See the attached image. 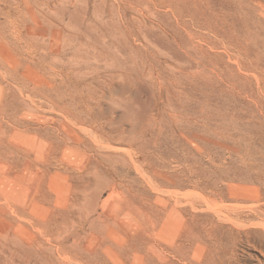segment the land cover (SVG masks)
I'll list each match as a JSON object with an SVG mask.
<instances>
[{
    "label": "rangeland",
    "instance_id": "obj_1",
    "mask_svg": "<svg viewBox=\"0 0 264 264\" xmlns=\"http://www.w3.org/2000/svg\"><path fill=\"white\" fill-rule=\"evenodd\" d=\"M263 78L264 0H0V264H264Z\"/></svg>",
    "mask_w": 264,
    "mask_h": 264
},
{
    "label": "bare ground",
    "instance_id": "obj_2",
    "mask_svg": "<svg viewBox=\"0 0 264 264\" xmlns=\"http://www.w3.org/2000/svg\"><path fill=\"white\" fill-rule=\"evenodd\" d=\"M171 5V4H170ZM178 17V16H177ZM186 17V16H185ZM182 18V17H181ZM175 19V18H174ZM183 19V18H182ZM185 23V22H184ZM195 23V22H194ZM201 23V22H200ZM173 24V23H172ZM171 24V25H172ZM195 25H197L198 26V24H195ZM168 26H170V25H168ZM185 26V25H184ZM173 27V26H172ZM184 28V27H183ZM200 28V27H199ZM211 28V27H210ZM129 30V29H128ZM177 30V29H176ZM185 31H187L186 29H184ZM166 31V30H165ZM178 31V30H177ZM177 31H174V32H176V36L179 38V39H173L174 41H178L177 42V47H178V49L180 50V52L182 53V55L184 56V57H186V59L187 60H192L193 62H190V63H195L196 62V65L197 64H199L200 65V62H199V60H195V62H194V58H193V56H192V53H191V49H192V51H196V52H199V50H200V48L198 47V45H199V43H198V45H196V44H192V42L190 41V40H185L183 37H180V36H178L177 35ZM189 31V30H188ZM191 32V31H190ZM203 32V31H202ZM205 32V31H204ZM210 32V31H209ZM170 33H173V32H170ZM179 34H180V32H178ZM187 33V32H186ZM192 33V32H191ZM215 33V32H214ZM190 34V33H189ZM161 35V34H160ZM191 35V34H190ZM173 37L175 38V35H173ZM184 37H187V36H184ZM191 38H192V36H190ZM196 36H194V38H195ZM194 40V39H193ZM198 40H200V39H198ZM195 41V40H194ZM175 43V42H174ZM197 43V42H196ZM204 43V42H203ZM167 44V43H166ZM201 44V43H200ZM218 46V45H217ZM170 49H172V47L171 46H168ZM157 49V48H156ZM152 50V49H151ZM173 50L174 51H176L174 48H173ZM172 50V51H173ZM169 51V50H168ZM162 52V51H161ZM166 52V51H165ZM179 52V53H180ZM201 52V51H200ZM157 53V52H156ZM162 54V53H161ZM167 54V53H166ZM176 54H177V52H176ZM178 55V54H177ZM170 56V55H169ZM180 56H181V54H180ZM195 56V55H194ZM161 57V56H160ZM177 57H179V55L177 56ZM176 57V58H177ZM182 57V56H181ZM181 57H179L180 59H181ZM196 57V56H195ZM146 58V57H145ZM151 58V57H150ZM149 58V59H150ZM159 58V57H158ZM163 58V57H162ZM171 58H173V57H171ZM130 59H131V57H130ZM146 59H148V58H146ZM161 59V58H160ZM196 59V58H195ZM159 60V59H158ZM179 60V59H178ZM177 60V61H178ZM182 60V62H183V59H181ZM185 60V59H184ZM186 60V61H187ZM165 61V60H164ZM170 61V60H169ZM177 61H175V62H177ZM151 62V61H150ZM163 62V61H162ZM160 63V62H159ZM172 63V62H171ZM190 63H189V66H190ZM201 63H203V62H201ZM148 64V63H147ZM166 64V63H165ZM192 64V65H193ZM204 64V63H203ZM209 64V63H208ZM161 65V64H160ZM207 65V64H206ZM239 65H241V66H243L241 63L239 64ZM138 66V65H137ZM154 66H155V64H154ZM153 66V67H154ZM175 66V65H174ZM187 66L188 65H186L185 66V64H178V65H176V67H172V68H174V74H173V76L171 77V79H170V81L172 82V83H178L180 80H181V76H188V73H187ZM142 67V66H141ZM170 67V66H169ZM244 67V66H243ZM130 68V67H129ZM165 68V66H163V69ZM154 69V68H153ZM203 69V68H202ZM221 69V68H220ZM159 70V69H158ZM198 70V69H197ZM194 71V70H193ZM192 71V72H193ZM150 72V71H149ZM197 72V71H196ZM200 72V71H199ZM212 72V71H211ZM218 72V71H217ZM141 73V72H140ZM147 73H148V71H147ZM190 73V72H189ZM195 73V72H194ZM210 73V72H209ZM208 73V74H209ZM136 74V73H135ZM161 74V73H160ZM167 74V73H166ZM214 74V73H213ZM148 75V74H147ZM154 75V74H153ZM199 77V76H198ZM188 78V77H187ZM196 78V77H195ZM200 79V78H199ZM222 79V78H221ZM264 79V78H263ZM168 80V79H167ZM188 80V79H187ZM190 80H192V79H190ZM201 80V79H200ZM204 80V79H203ZM152 81V80H151ZM193 81V80H192ZM160 82V81H159ZM164 82V81H163ZM170 82V83H171ZM191 82V81H190ZM165 83V82H164ZM181 83V82H180ZM189 83V82H188ZM180 85V84H179ZM185 85V84H184ZM155 86V85H154ZM159 86V85H158ZM258 86V85H257ZM172 87V86H171ZM221 88V87H220ZM178 90V89H177ZM197 91V90H196ZM221 91V90H220ZM171 92V91H170ZM183 93V92H182ZM197 93V92H196ZM167 94V93H166ZM189 94V93H188ZM180 95V94H179ZM185 95V94H184ZM194 96V95H193ZM196 96V95H195ZM179 98V97H178ZM235 98V97H234ZM242 98V97H241ZM174 100V99H173ZM243 100V99H242ZM175 101V100H174ZM179 101V100H178ZM186 106V105H185ZM187 107V106H186ZM177 108V107H176ZM191 108V107H190ZM189 108V109H190ZM184 109V108H183ZM196 110V109H195ZM230 111V110H229Z\"/></svg>",
    "mask_w": 264,
    "mask_h": 264
}]
</instances>
